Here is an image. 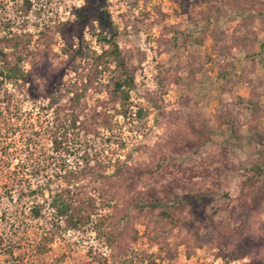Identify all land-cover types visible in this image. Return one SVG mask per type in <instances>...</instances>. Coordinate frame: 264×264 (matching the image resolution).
<instances>
[{"label": "rangeland", "instance_id": "rangeland-1", "mask_svg": "<svg viewBox=\"0 0 264 264\" xmlns=\"http://www.w3.org/2000/svg\"><path fill=\"white\" fill-rule=\"evenodd\" d=\"M86 2L0 0V37L22 35L49 59L38 68L36 101L26 99L28 85H5L23 114L13 124L32 123L40 135L35 162L23 172L16 157L8 167L17 173L0 176V264H264V176L250 170L264 154V117L246 105L251 94L264 102V0H106L134 76L125 116L103 87L113 64L95 73L108 48L96 21L83 30L84 54L66 66L60 90L45 91L66 60L63 36L52 30ZM241 7L255 10L241 15ZM202 31L217 38L197 44ZM55 111L66 129L65 170L87 171L71 181L55 178L60 158L41 131ZM20 137L3 135L0 145L24 155ZM77 193L75 229L52 200Z\"/></svg>", "mask_w": 264, "mask_h": 264}, {"label": "trees", "instance_id": "trees-1", "mask_svg": "<svg viewBox=\"0 0 264 264\" xmlns=\"http://www.w3.org/2000/svg\"><path fill=\"white\" fill-rule=\"evenodd\" d=\"M106 0H87L86 4L75 10V20L72 22H66L60 26L55 27L52 31L58 32L63 36L64 45L60 48V55L66 57V60L63 58L59 59L58 64L60 69L56 72V77L53 80L45 84V91L48 95H52L55 92L60 90V86L63 85V77L65 75L66 66L70 63L74 64L77 57L84 54L82 47V37L83 30L91 22L96 21L100 29V41L106 45L108 48L104 49L102 53L96 56L93 66L95 73L106 71L111 64H113V76L110 81H108L103 87L104 91L107 94L108 103H119L123 109V115H126L127 109L130 107V91L134 87V76L132 70L128 65L126 57L121 52L115 38L117 36V30L114 28V25L110 19L109 12L105 5ZM255 9H244L241 7L240 13L250 14L254 13ZM219 12H217L218 14ZM261 15V12L258 13ZM206 22L209 23V18L206 19ZM202 36H197L194 38L197 44L201 43V37L206 34L211 35L214 38H217L216 32H200ZM21 35V34H20ZM22 36V35H21ZM21 36H17L8 30L7 34L0 37V139L3 135H14L16 133L20 134V139L24 144L23 151L24 155L20 151L14 150L8 152L10 144L3 147L0 145V176H3L5 179L10 178L11 175H15L17 172L9 170L10 162L18 157L21 158L16 166L25 172L29 163H34V153L32 152L35 149L36 137H39L40 132L33 130V124H13L15 121L22 120V112L15 95L6 88V83L13 86L14 89H20L23 85H28L29 91H26V99L31 101H36L37 97V88L38 85V68L42 66L44 62L49 59L46 58L45 54L41 51H38L36 48H32L30 43H22ZM237 46L241 45V42L234 40ZM246 48V45H241ZM240 46V47H241ZM264 48V43L260 44V49ZM54 56H59L55 54ZM13 60V61H12ZM29 60L31 68L26 70L24 67L25 61ZM100 66H103L100 68ZM98 67L100 68L98 70ZM89 78L87 84H85L83 91L86 92L90 88L94 87V78ZM223 80H226V76L222 74ZM22 92V91H21ZM71 100H75V103L79 102V94L73 96ZM246 105L251 108L252 111H260V114L264 117V102L260 101V96L250 95V98L246 100ZM58 111H55L53 121L50 124L49 129H42V134H45L49 137L51 152L53 155L59 156L58 159V172H55V178L66 179L71 181L77 179L80 176H83L87 171L86 168L80 171H66L65 162L63 157L60 154L64 155L67 150H65V140H66V129L63 126L62 118L59 116ZM136 115L139 118L143 117L142 110H138ZM77 117V116H76ZM105 120L103 125H107L108 114L105 113ZM226 123L232 128V122L226 119ZM75 123H73L74 125ZM28 125V126H27ZM54 125V126H52ZM27 127H31V134H28L24 137V133L27 130ZM54 127V128H53ZM235 131V130H234ZM233 131V133H234ZM235 134V133H234ZM237 138V136H235ZM82 161L85 164V167H88V159L82 158ZM9 166V167H8ZM6 167V169H5ZM8 167V168H7ZM35 170V168H32ZM88 171L93 172L94 168H87ZM31 170V172H33ZM251 172L255 175L264 176V154H261L259 159H255L250 168ZM38 169H36L37 173ZM52 181V180H49ZM31 189V188H30ZM30 193L42 191V187L38 186L36 190H30ZM79 198V199H78ZM80 201L79 194H73L69 196L68 199H64L62 196H57V198L52 200V205L56 209V215L59 217H65L71 227L78 228L82 224L81 216H78L77 213L71 211L72 203L75 201ZM38 208V207H37ZM35 209V208H34ZM33 217L39 215L38 209L33 210ZM161 216L170 224L173 222V219L170 217V214L167 212H162ZM89 217V216H88ZM23 261V258L21 259Z\"/></svg>", "mask_w": 264, "mask_h": 264}]
</instances>
